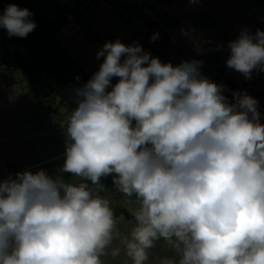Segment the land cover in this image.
I'll return each instance as SVG.
<instances>
[{"label":"clouds","instance_id":"obj_1","mask_svg":"<svg viewBox=\"0 0 264 264\" xmlns=\"http://www.w3.org/2000/svg\"><path fill=\"white\" fill-rule=\"evenodd\" d=\"M32 15L10 3L0 29L26 38ZM228 47L229 68L264 71V31L244 29ZM100 57L64 116L59 174L0 180V264H264L258 101L230 102L200 61L162 63L138 43L106 42ZM108 176L131 219L117 216ZM158 246L170 254L154 258Z\"/></svg>","mask_w":264,"mask_h":264},{"label":"crops","instance_id":"obj_2","mask_svg":"<svg viewBox=\"0 0 264 264\" xmlns=\"http://www.w3.org/2000/svg\"><path fill=\"white\" fill-rule=\"evenodd\" d=\"M221 1L226 7L228 6V0H195V2H192V0H157L160 3L158 6L165 5L167 8L160 10L158 6L155 7L153 4L150 7L155 11L158 9L157 12L165 17L167 22L165 27L171 31L175 43L168 41L165 29L161 28L159 35L160 47H157V44L149 39L150 24L148 22L141 18L123 19L128 23L134 21L142 23L136 28V41L133 40L130 45L138 40V44L147 46V50L154 57H158L162 62H171L173 66L187 61L183 51L186 48L202 64L219 65L233 79L245 78L243 74L229 68L226 64L230 56L228 44L235 40L240 33L232 35L231 27H228L224 40L220 43V35L215 24H210V21H206L204 16H199V13L195 11L204 8L206 2L211 3V5L215 4L208 14V16H212L220 7L218 5ZM101 3H103L101 0L94 3V12ZM188 5L190 9L185 15L186 18L188 17L186 19L182 12L176 10ZM106 9L117 15L113 7L106 6ZM175 12L177 14H174ZM212 18L217 24V18ZM179 27H183V29L178 30ZM247 30L253 35L256 32L253 27ZM173 44H176L184 54V61L179 57H169L163 54L164 49ZM7 50L10 53L17 50L23 52V49L16 45L4 43L3 36L0 35V180L7 178L9 175L15 176L16 173L25 170L35 173L43 169L49 175L56 176L64 163L66 145L65 130L62 123L64 116L70 109L67 108V104L62 105L59 100L52 99L51 101L49 97L43 95L37 97L30 88L31 92H26L25 87L28 88V86L14 56L7 58L11 70H7V66L1 64V58L4 57ZM114 79L116 83L119 80L118 77H113L112 85L116 84ZM250 79H252L250 81L256 94L264 98V71L254 69ZM24 85L26 86L24 87ZM227 99L232 102L229 97ZM260 123L264 124V116L260 117ZM62 176L65 181L73 179L69 173H63ZM101 183L111 192L117 216L123 215L125 218L131 219L128 208L124 207V199L114 189L112 176L102 178ZM132 206L131 203L128 205L129 208Z\"/></svg>","mask_w":264,"mask_h":264},{"label":"rangeland","instance_id":"obj_3","mask_svg":"<svg viewBox=\"0 0 264 264\" xmlns=\"http://www.w3.org/2000/svg\"><path fill=\"white\" fill-rule=\"evenodd\" d=\"M60 1V0H59ZM76 0H61L60 3L64 6H73L75 4ZM99 0H92V4L98 3ZM150 5L153 4L155 7L160 5V3L157 2V0H149ZM215 4L207 3L205 4L204 8H201L200 10H195L197 13H199V16L205 18L206 21H210V24L214 25L216 29L218 30V34L220 35L219 42L222 43L224 40V37L226 35V30L228 27H231L232 35L234 33H240L244 29L254 28L255 31L257 29L264 31V10L261 6H259L255 1L253 0H228L227 1V7L226 5L221 1L218 6V10H216L212 16H208L209 12L213 9ZM249 5V6H247ZM106 6L112 7L108 0H103V3L99 4L97 7V10L92 8V10H84L80 6V10L83 11L82 18L84 20V24H81V22H75L72 18V15L68 16V26L64 28V31L61 33L60 38L63 41V48L66 54H70L73 58H78L80 65L83 67V69L91 73V76L95 72L99 70V67L101 63L103 62L104 57H100L99 59L96 58L97 52L102 49L103 45L106 42H115L116 40H119L121 43L125 45H130L132 41H136L135 37L137 36V30L136 28L138 25H141L142 23L140 21H134V22H126L120 17H118L115 14L110 13L107 11ZM161 9L167 8L165 5L158 6ZM156 9V8H155ZM190 9V6H184L182 9L179 8L176 11L182 12L184 17L186 18V13ZM215 9V8H214ZM158 9H156L157 11ZM90 12V17L88 16ZM159 13V12H157ZM161 15V13H159ZM174 14H177L176 12ZM164 17L163 15H161ZM215 17L218 20V23L216 24V21L212 18ZM165 19V17H164ZM188 19V17L186 18ZM144 20V19H142ZM197 20V18H195ZM147 22L146 20H144ZM71 22V23H70ZM70 23V24H69ZM149 23V22H148ZM150 24L148 32L151 34L152 24ZM232 24V26H231ZM183 27H179L178 30H182ZM158 34L157 36V47H160L159 44V35H160V28H157ZM256 33V32H255ZM149 36V35H148ZM172 36V35H171ZM173 37V36H172ZM150 41H153L149 37ZM169 41V40H168ZM179 41V40H177ZM138 42V40H137ZM149 42V41H148ZM172 43H175L174 41H169ZM150 44V42H149ZM10 45V44H9ZM17 46V45H16ZM147 48V46H143ZM185 52L187 61L188 56H193L186 48L183 50ZM24 52V50H23ZM163 54L169 57H179L182 61H184V54L181 52V50L177 47L176 44H173L171 46H168L164 49ZM162 62V61H161ZM252 80V79H250ZM115 82V79H114ZM116 83V82H115ZM115 85V84H114ZM26 85H24L25 87ZM111 89V87H109ZM26 92H31V90L27 87H25ZM256 93V92H255ZM228 98V96H226ZM52 101V98L49 97ZM230 99V98H229ZM72 102L68 103L66 106L68 109H73L76 107L75 105V96L72 97ZM232 102H234L232 99H230ZM258 111L260 112L261 116H264V110L258 107ZM170 254L167 249L158 246L157 249L153 250V257H159L162 255H168ZM123 259V257H121Z\"/></svg>","mask_w":264,"mask_h":264},{"label":"trees","instance_id":"obj_4","mask_svg":"<svg viewBox=\"0 0 264 264\" xmlns=\"http://www.w3.org/2000/svg\"><path fill=\"white\" fill-rule=\"evenodd\" d=\"M253 1L264 10V0ZM10 3L27 8L33 14L30 19L36 27L26 38H10L5 29H0L4 43L24 50L13 53L7 50L1 64L11 70L7 58L14 56L28 88L37 97L43 95L59 100L62 105L73 104L71 99L75 96V89L85 85L92 76L82 69L78 59L65 53L60 35L70 15L75 22L84 24L81 3L76 0L73 6H64L59 0H0V14Z\"/></svg>","mask_w":264,"mask_h":264},{"label":"built area","instance_id":"obj_5","mask_svg":"<svg viewBox=\"0 0 264 264\" xmlns=\"http://www.w3.org/2000/svg\"><path fill=\"white\" fill-rule=\"evenodd\" d=\"M61 1V0H60ZM103 2V0H101ZM111 6L113 7L115 13L124 20H130L133 18H141L151 23L152 29L150 38L154 35L158 34L157 28L165 29L167 38L169 41H174L171 36V31L166 28L167 25L166 20L162 17L157 11L153 10L150 7L149 0H108ZM81 3V7L86 10H92L94 8V4H92V0H79ZM90 17V12L88 14ZM153 40V39H152ZM156 44L157 39L153 40ZM191 61H199L195 55L188 56V62ZM200 74L210 81L215 82L217 84L223 85V95L228 96L230 99L234 101L233 93H247L258 101V107L264 110V98L255 93L253 85L248 78H231L225 69H223L219 65H204L201 63L200 65Z\"/></svg>","mask_w":264,"mask_h":264},{"label":"water","instance_id":"obj_6","mask_svg":"<svg viewBox=\"0 0 264 264\" xmlns=\"http://www.w3.org/2000/svg\"><path fill=\"white\" fill-rule=\"evenodd\" d=\"M135 43H138V42H135ZM141 46V45H140ZM142 47V50L144 51V52H148V53H150L151 55H152V53L149 51V50H147V48H145V47H143V46H141ZM153 56V55H152ZM154 57V56H153ZM162 63H171V62H162ZM146 66V65H145Z\"/></svg>","mask_w":264,"mask_h":264}]
</instances>
